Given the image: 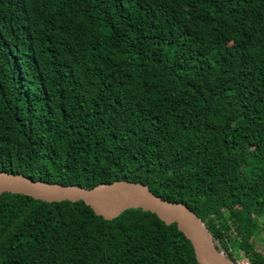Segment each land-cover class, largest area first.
Here are the masks:
<instances>
[{"label": "trees", "instance_id": "16d2710c", "mask_svg": "<svg viewBox=\"0 0 264 264\" xmlns=\"http://www.w3.org/2000/svg\"><path fill=\"white\" fill-rule=\"evenodd\" d=\"M1 170L139 182L264 264V0H0ZM0 264L197 263L150 212L3 193Z\"/></svg>", "mask_w": 264, "mask_h": 264}, {"label": "water", "instance_id": "95a60500", "mask_svg": "<svg viewBox=\"0 0 264 264\" xmlns=\"http://www.w3.org/2000/svg\"><path fill=\"white\" fill-rule=\"evenodd\" d=\"M3 193L26 195L48 203L81 201L93 214L105 220L114 219L127 209L150 212L165 225H175L176 230L189 242L197 264H235L211 239L199 217L184 203L164 200L139 182L114 180L84 187L33 180L1 170L0 194Z\"/></svg>", "mask_w": 264, "mask_h": 264}, {"label": "rangeland", "instance_id": "374dc122", "mask_svg": "<svg viewBox=\"0 0 264 264\" xmlns=\"http://www.w3.org/2000/svg\"><path fill=\"white\" fill-rule=\"evenodd\" d=\"M253 238L254 249L262 251V247H264V234L259 231L255 232V236ZM214 241L219 245L216 239H214ZM231 252L235 255H244L243 251L240 249L232 250Z\"/></svg>", "mask_w": 264, "mask_h": 264}, {"label": "built area", "instance_id": "2783aa9c", "mask_svg": "<svg viewBox=\"0 0 264 264\" xmlns=\"http://www.w3.org/2000/svg\"><path fill=\"white\" fill-rule=\"evenodd\" d=\"M225 253L230 255L235 264H251L244 255H235L230 250L225 251Z\"/></svg>", "mask_w": 264, "mask_h": 264}]
</instances>
